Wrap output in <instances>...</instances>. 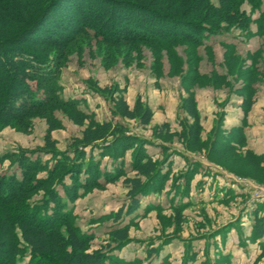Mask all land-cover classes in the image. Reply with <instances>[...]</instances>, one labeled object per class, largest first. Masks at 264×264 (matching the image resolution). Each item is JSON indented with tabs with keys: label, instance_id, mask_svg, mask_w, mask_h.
Here are the masks:
<instances>
[{
	"label": "trees",
	"instance_id": "obj_1",
	"mask_svg": "<svg viewBox=\"0 0 264 264\" xmlns=\"http://www.w3.org/2000/svg\"><path fill=\"white\" fill-rule=\"evenodd\" d=\"M263 1L0 0V130L10 126L28 131L39 116L47 121L45 145L0 156V163L8 159L13 166L11 171L0 174V264L140 262L125 259L118 250L132 241L130 228L136 217L143 215V197L165 190L172 174V153L162 160L155 159L146 148L149 141L131 133L127 119L146 127L154 116L142 96L138 95L131 106L119 87H95L111 102L112 117L99 121L94 112L80 109V99L61 95L62 67L70 51L82 50L85 38L95 37L109 61L116 59L122 47L127 51L140 50V45L146 44L154 51L166 49L171 72L182 76L186 95L181 108L192 122L183 123L180 133L171 132L170 124L163 123L154 134L164 140L179 137L191 151H201L206 146L208 157L216 162L235 161L237 166L247 165L254 172L264 171L262 155L250 149L246 155L235 153L247 143L245 124L256 101L254 83L262 72L258 53L250 65H240L235 44L225 43L227 74L242 78L237 91L242 96L243 124L225 129V112H220L208 143L202 139V114L194 91V86L206 76L200 71V47L204 46L212 55L213 36L232 28L250 30L252 18L243 5L260 8ZM257 32L264 35V10ZM179 45L185 46L184 71V60L175 49ZM225 75L216 72L213 83L227 86ZM58 110L76 124L85 125L81 135L72 137L64 150L58 148L53 135L55 130L65 127L56 116ZM130 150L132 161L126 168L125 157ZM167 151L166 147L163 153ZM107 156L112 158L113 166L103 169ZM198 167L199 163H191L186 172L175 178V192L181 185L186 191L191 189ZM123 177L130 200L117 212L98 217L104 221L113 219L115 225L107 231V243L95 248L97 236L77 224L74 204L94 189H104ZM258 178L264 182L262 177ZM172 206L178 231L186 205L181 202ZM263 209L264 202L252 213L254 240L264 238ZM125 215L130 217L128 221H124ZM171 242L167 237L165 244ZM154 252L157 249L153 247L148 256Z\"/></svg>",
	"mask_w": 264,
	"mask_h": 264
},
{
	"label": "rangeland",
	"instance_id": "obj_2",
	"mask_svg": "<svg viewBox=\"0 0 264 264\" xmlns=\"http://www.w3.org/2000/svg\"><path fill=\"white\" fill-rule=\"evenodd\" d=\"M213 1L218 3V0ZM243 9L252 18L250 30L232 28L213 36L212 55L204 46L200 47V71L206 76L194 86V91L202 114V139L208 143L220 112H225V129L243 124L244 110L239 107L242 96L237 91L242 78L235 79V74H227L225 43L235 44L240 65H250L258 53L256 58H259L262 72L254 83L256 101L245 124L247 143L235 153L246 155L250 149L263 156L264 166V35L257 32L264 1L260 8L245 3ZM82 43V50L70 51L62 67L61 95L66 99H80V109L94 112L99 121L112 117L111 102L95 87H119L131 106L138 95L142 96L153 109L154 116L146 127L127 119L131 133L149 141L146 148L155 159L162 160L167 153H172V174L165 190L143 197L140 207L143 215H138L131 224L132 241L118 250L119 255L129 260L138 259L139 264H164L165 261L166 264H264V246L252 238L251 220L254 209L264 202V182L258 178L264 179V171L254 172L247 165L239 163L237 166L235 161L234 164L225 160L216 162L208 157L206 146L201 151H191L184 147L179 137L164 140L163 136L154 134L163 123L170 124L171 132L180 133L183 123L192 122L181 108L185 87L180 73L171 72L172 63L167 50L154 51L146 44L140 45V50L127 51L122 47L116 59L109 61L95 37L85 38ZM175 49L184 60V71L187 68L185 46L179 45ZM216 72L227 74V86L219 87L213 83L212 76ZM56 116L65 127L55 130L53 135L58 140V148L64 150L69 147L72 137L81 135L85 125L76 124L61 110L56 111ZM46 129V118L39 116L34 118L28 131L10 126L0 130V156L45 145ZM166 147L168 151L163 153ZM132 154V150L127 152L126 168L132 161ZM191 163H199L191 189L186 191L181 185L175 192L173 181L186 172ZM112 166V158L105 157L103 169ZM12 167L11 161L6 159L0 163V174L11 171ZM127 193L123 177L104 189H94L75 202L76 222L83 231L96 234L95 248L107 243V231L115 225L113 219L104 221L98 216L117 212L129 202ZM181 202L186 208L180 229L176 231L172 205ZM261 216H264V209ZM123 219L128 221L130 217L125 215ZM167 237L171 238L170 244H165ZM153 247L157 252L148 256Z\"/></svg>",
	"mask_w": 264,
	"mask_h": 264
},
{
	"label": "crops",
	"instance_id": "obj_3",
	"mask_svg": "<svg viewBox=\"0 0 264 264\" xmlns=\"http://www.w3.org/2000/svg\"><path fill=\"white\" fill-rule=\"evenodd\" d=\"M241 102H242V100L240 101V103H239V107L240 108H242L241 107ZM198 103H199V101H198ZM240 119H242V116H240ZM237 123H235V125H236ZM101 216V215H100ZM100 216H98V217H100ZM251 218H252V214H251ZM252 221H253V219H251ZM259 243L262 245V246H264V238H262V239H259Z\"/></svg>",
	"mask_w": 264,
	"mask_h": 264
}]
</instances>
